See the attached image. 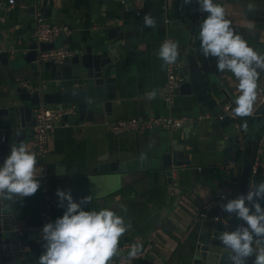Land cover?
Segmentation results:
<instances>
[{
    "label": "crops",
    "instance_id": "crops-1",
    "mask_svg": "<svg viewBox=\"0 0 264 264\" xmlns=\"http://www.w3.org/2000/svg\"><path fill=\"white\" fill-rule=\"evenodd\" d=\"M214 2L225 8L226 18L232 22L236 33L254 50L264 54V0ZM249 4L253 10H249ZM197 8V0H192L190 4H184L183 0H143L140 15H136L132 5L123 0H14L13 6L3 4L0 7V49L4 48L9 38L18 40L15 32L19 30L24 38L33 41L31 31L34 15L38 11L45 22L67 25L71 28L70 34L78 37L115 27L130 34L114 50L117 57L111 64V71L118 95L111 100L110 110H99L91 121H59L45 158L54 201L50 222L61 217L66 210L59 206L58 189L71 190L76 201L85 190L87 195H92L91 202L82 203L85 210L109 208L124 218L128 227L120 238L119 249L129 243L150 246L149 254L144 258H132L128 264H204L198 254L200 236L207 229L206 225L214 221L202 222L199 214L206 202L217 200L220 196H223L222 201L232 197L237 186L236 164L227 165L229 160L236 161L237 154L229 153L226 158L223 157V132L210 122L207 112L201 113V107L194 97L180 94L179 91L171 105L163 98L166 72L158 56L159 48L164 38L171 37L178 42L181 53L180 47L188 40L193 26V38L200 41L199 23L207 14L199 19ZM146 14H151L155 19V27L144 26ZM68 35L55 40L59 41L56 47L67 46L75 51L80 43L76 41L72 47L65 42ZM209 61L215 67V71L211 72L212 78L219 82L235 105L239 81L230 72H219L215 58ZM204 76L208 81L205 71ZM42 79L41 76L34 77L27 65L12 69L0 61V102L7 104L16 100L14 89L21 80L36 84ZM258 85V88L264 87V72L260 74ZM153 89L157 90V95L155 99L148 100L145 93ZM220 103L223 107L226 104L223 100ZM51 107L62 111L65 109L60 105ZM182 115L207 117L175 130L156 127L114 134L105 126L106 121L132 117ZM239 123L241 127L244 124L243 120H239ZM29 141L26 146L33 152L32 138ZM168 141L179 146L184 160H189L190 164L173 171L171 179L164 175L161 178L155 174L149 175L152 158L158 148ZM142 154L146 157L143 160ZM256 157L260 164H255L251 184L264 181V133L258 141ZM114 158H119L120 162L137 159L140 169L106 175L92 171L98 164ZM260 202L264 205V200ZM42 208L40 188L34 195L16 201L13 213L19 232L27 230L41 234ZM217 213L223 218L221 207H214L208 216ZM116 260L117 256L109 264H114ZM35 262L32 252L21 248L14 253L12 262L0 261V264Z\"/></svg>",
    "mask_w": 264,
    "mask_h": 264
},
{
    "label": "water",
    "instance_id": "water-1",
    "mask_svg": "<svg viewBox=\"0 0 264 264\" xmlns=\"http://www.w3.org/2000/svg\"><path fill=\"white\" fill-rule=\"evenodd\" d=\"M130 4V0H123ZM24 32L25 31H21ZM195 28L192 27L186 43L180 47L178 71L183 76L179 93L191 95L201 107V113L207 112L212 124L223 132L225 146L223 157L229 153L237 154L235 172L237 186L232 197L224 199L221 204L246 193L251 184L252 167L255 161L256 148L264 131V106L257 108L248 117L231 118L224 111L220 101L235 105L221 88L219 82L212 78L211 72L215 67L209 63L211 57H206L200 48V41L193 38ZM18 40L9 38L4 48L0 49V61L12 69L28 66L33 71V76L42 79L43 87L39 91L29 92L19 86L14 89L16 100L7 104L0 102V164L10 152L13 145L20 143L27 145L33 136L35 126L34 108L40 104L45 106L60 105L65 107L64 121L82 122L91 121L99 110L109 111L111 100L117 97L115 79L112 76L111 64L117 55L114 50L123 38L129 37V32H122L119 27L98 31L93 35L76 36L70 34L66 37L72 47L79 41V47L74 54L60 64L50 61L38 62V53L53 49L56 42L43 43L24 38L20 30L15 32ZM115 40L113 43L107 41ZM208 74V81L204 76ZM239 120L247 123L248 130L241 127ZM189 160H184V155L176 143L165 142L159 147L156 155L149 164V175H163L171 179L173 171L189 165ZM140 169V162L126 160L120 162L114 158L110 162L98 164L93 172L100 174L127 172ZM119 174V173H118ZM97 174L95 175V177ZM171 181V180H169ZM108 182V181H105ZM86 191L78 195L81 202ZM0 211V261L12 262L14 253L21 248H27L38 264V257L44 251L40 235L27 230L19 232L17 220L13 213L16 201L5 202ZM225 222H213L206 225L200 236L198 254L204 264H229V253L224 249L218 239L221 232L235 230L241 221L234 215L222 211ZM249 259L248 264H253ZM34 263V264H35Z\"/></svg>",
    "mask_w": 264,
    "mask_h": 264
},
{
    "label": "clouds",
    "instance_id": "clouds-1",
    "mask_svg": "<svg viewBox=\"0 0 264 264\" xmlns=\"http://www.w3.org/2000/svg\"><path fill=\"white\" fill-rule=\"evenodd\" d=\"M191 2L183 0L184 4ZM197 3L199 11L207 14L199 23L200 48L206 57L216 59L219 72H230L239 81L233 115L248 117L253 114L257 100L258 81L264 72V54L258 53L236 33L221 4L214 0H197ZM248 7L253 10L251 4ZM143 22L145 27L156 25L151 14H146ZM179 55V44L172 40H165L158 52L162 67L175 64ZM156 95V89L145 93L148 100L155 99ZM242 127L248 130L246 122ZM145 158L142 154L141 159ZM36 165L35 153L25 144L11 147L0 164V211L7 206L5 202L22 200L38 191L40 180ZM56 194L59 206L66 210L54 222L43 226L40 239L44 251L37 258L38 264H109L120 255L119 241L128 227L122 216L109 208L85 210L82 203L91 202V194L83 197L81 202L73 198L71 190L58 189ZM262 200L264 181L250 184L246 193L220 205L222 211L241 221L235 230H225L218 236L229 253V264H248L253 257V264H264ZM141 248V244H132L129 258H135Z\"/></svg>",
    "mask_w": 264,
    "mask_h": 264
},
{
    "label": "built area",
    "instance_id": "built-area-1",
    "mask_svg": "<svg viewBox=\"0 0 264 264\" xmlns=\"http://www.w3.org/2000/svg\"><path fill=\"white\" fill-rule=\"evenodd\" d=\"M143 0H132V7L135 10L136 15H140L142 9ZM3 4H7L8 6H13L14 0H0V7ZM205 13H201L199 11V5L197 8V16L199 19ZM71 33V28L67 25L55 24V23H47L44 21V17L40 11L36 12L34 15V26L31 31V37L37 42L49 43L55 41L56 38L68 35ZM172 40L171 37H166L162 41ZM74 54V50L67 46L56 47L53 49L41 51L38 54V62L43 63L46 61L53 62L55 64H60L64 62L66 59H69ZM166 72V80L164 83V100L168 104H173L175 96L179 91V87L183 82V76L178 71V61L175 64L165 66ZM19 86L24 87L29 92H35L41 90L43 87V82L39 83H31L24 80H21L18 84ZM257 104L254 107L253 113L257 108L264 104V87H260L257 90ZM224 111L231 118H236L233 115V106L228 102L224 105ZM35 114V126L34 132L32 136V150L36 155L37 165H36V175L40 180V194L43 199V208H42V225L40 226L41 232L43 226L50 222L51 218V208L54 204L53 198L50 193V179L47 170V166L45 164V158L48 152V145L53 136V131L55 126L59 123V121H63V115L65 111L56 110L51 106L38 105L34 108ZM203 117H207L204 115H199L198 118L189 117L182 115L180 117L175 116H157V117H132L129 119H119L115 121H106L105 126L114 134L120 133H133L140 132L145 130H152L156 127H164L169 130H175L187 125H191L196 119H200ZM236 161L229 160L227 165L234 166ZM255 164H260L258 157L255 156V161L252 167V173L255 171ZM249 190V189H248ZM220 196L217 200H210L205 203L203 206L202 212L199 214V220L202 222H206L208 220L214 222H224V219L221 217V214L217 213L213 216H208V212L213 210L214 207H220L221 205ZM139 244V243H137ZM132 244H126L120 247V255L117 256V260L114 264H128L131 259L128 256L129 250ZM151 248L149 245H143L141 250L138 252L136 257L144 258L147 254H149Z\"/></svg>",
    "mask_w": 264,
    "mask_h": 264
},
{
    "label": "rangeland",
    "instance_id": "rangeland-1",
    "mask_svg": "<svg viewBox=\"0 0 264 264\" xmlns=\"http://www.w3.org/2000/svg\"><path fill=\"white\" fill-rule=\"evenodd\" d=\"M59 38H56L55 40H58ZM56 43H58L59 44V41H56ZM208 225V224H207Z\"/></svg>",
    "mask_w": 264,
    "mask_h": 264
}]
</instances>
